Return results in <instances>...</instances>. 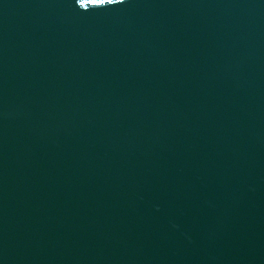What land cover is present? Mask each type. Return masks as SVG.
<instances>
[{
	"label": "water",
	"instance_id": "95a60500",
	"mask_svg": "<svg viewBox=\"0 0 264 264\" xmlns=\"http://www.w3.org/2000/svg\"><path fill=\"white\" fill-rule=\"evenodd\" d=\"M0 264H264V0H0Z\"/></svg>",
	"mask_w": 264,
	"mask_h": 264
},
{
	"label": "snow or ice",
	"instance_id": "6c2138e0",
	"mask_svg": "<svg viewBox=\"0 0 264 264\" xmlns=\"http://www.w3.org/2000/svg\"><path fill=\"white\" fill-rule=\"evenodd\" d=\"M113 0H75V3L79 5L80 9L88 10V6H101L112 3ZM119 3L120 0H115Z\"/></svg>",
	"mask_w": 264,
	"mask_h": 264
}]
</instances>
